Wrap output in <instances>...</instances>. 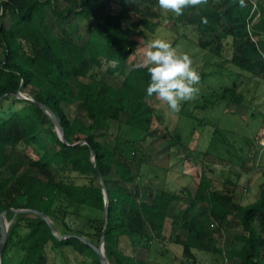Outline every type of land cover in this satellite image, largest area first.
Wrapping results in <instances>:
<instances>
[{"label":"trees","instance_id":"trees-1","mask_svg":"<svg viewBox=\"0 0 264 264\" xmlns=\"http://www.w3.org/2000/svg\"><path fill=\"white\" fill-rule=\"evenodd\" d=\"M245 5L241 8L239 0H208L193 15L196 8L185 9L178 19L209 35L211 40L200 46L215 55H222L224 41L231 38L236 51L231 62L247 74L264 78V40L253 39L264 35V5L255 0H245ZM201 17L207 18V24ZM75 18L92 24V29H86L87 38L77 39L58 29L62 23L76 28ZM139 28L140 22L124 26L123 16L111 13L104 0H79L77 9L62 7L60 0L0 1V46L5 50L0 59V170L6 167L13 171L0 180V217L12 208L38 210L48 215L56 229L54 232L41 214L8 211L6 215L12 222L1 264H50V244L72 248L88 264H102L98 252L81 237L99 245L105 226L104 248L111 264H145L119 249L120 238L139 235L164 239L168 225L177 228L180 218L187 233L185 237L177 235L176 242L183 245L187 258L193 257L192 249L196 248L227 258L238 257L240 264H264V184L260 201L243 208L242 221L248 231L238 236L243 247L227 250L215 245L209 225L211 218L218 224L217 231L228 225L229 214L237 208L234 182L228 181L224 189H218L213 186L214 179L202 173L195 194L188 192L192 209L179 214L177 202L181 196L174 191L163 189L152 195L153 202L143 201L141 185L122 153L99 139L103 133L100 131L111 121L128 125L142 137L157 132L152 126L156 110L148 101L150 74L146 68L133 64L119 87L99 78L82 80L102 68L104 61L115 63L107 68L108 72H124L128 58L136 51ZM29 87L34 88V100L16 95ZM37 102L56 115L64 141L54 120ZM65 105L84 111L89 122L80 116L70 119ZM45 136L56 147H50ZM161 136L170 145L182 143V136L169 130ZM21 145L33 146L39 157L30 160L17 175L22 160H13L12 156ZM54 167L87 175L90 181L79 184L67 180L56 174ZM33 170L36 173L31 174ZM104 187L109 196L108 222ZM59 200L103 212L95 239L70 232L67 225L69 230L65 231L56 222L54 208ZM255 222L261 233L254 227Z\"/></svg>","mask_w":264,"mask_h":264},{"label":"rangeland","instance_id":"rangeland-1","mask_svg":"<svg viewBox=\"0 0 264 264\" xmlns=\"http://www.w3.org/2000/svg\"><path fill=\"white\" fill-rule=\"evenodd\" d=\"M104 1L111 13L123 16L124 26L140 22V30L136 35L138 45L135 53L128 58L124 72H108L107 68L115 66V63L104 61L102 68H96L82 80L89 82L99 78L110 85L121 86L131 66L143 59L145 46L155 38L165 39L180 52L189 54L199 75H206L200 77L197 98L183 102L179 111H173L155 95L148 96L149 103L156 110L152 126L157 132L142 137L128 125L117 121H111L107 128L100 131L103 133L99 139L108 146H116L122 153V159L132 168L136 181L141 185V199L151 203L155 192L163 189L174 191L181 196L177 202V212L182 214L192 209L188 202V192L195 194L202 173L214 179V187L224 189L226 182L237 180V168L243 165L246 156V165L249 167L256 157L255 151H264L261 143L264 137V78L262 75L247 74L231 62L236 52L231 38L224 41L221 56L213 54L208 48L200 46L202 42L211 40L209 35L200 33L195 25L183 24L173 13L164 12L158 0H124V3L120 0ZM255 1L264 5V0ZM60 4L62 7L71 5L77 9L79 0H60ZM201 7H197L192 15ZM259 16L260 13L255 21ZM74 21L76 28L62 23L58 29L65 30L77 39L87 38L86 29H92V24L78 18ZM253 39L264 40V35L253 36ZM4 56L5 50L0 46V59ZM33 92L34 88L29 87L23 96L33 99ZM65 111L70 119L80 116L89 122L87 114L73 105H65ZM168 130L182 136L180 145H170L161 136ZM45 139L50 147H56L47 136ZM38 157L33 146L21 145L16 149L12 159L22 160L17 175L28 167L30 160ZM53 171L79 184L90 181L89 176L70 169L54 167ZM12 173L10 168L1 169L0 180L8 178ZM34 173L35 170L31 172ZM112 177L116 178L117 174L112 172ZM54 211L56 222L65 231L69 230L65 225L70 227V232H79L89 237L100 231L103 212L99 209L84 205L71 206L66 200H59ZM231 217L234 221L235 217ZM11 222L12 219L5 214L4 223L10 226ZM178 224L177 228L168 225L164 239L122 236L119 249L145 261V264H180L183 260L188 264H240V261L227 259L222 254L196 248L192 249L193 257L187 258L183 245L176 242L177 235L185 237L187 233L182 226L183 219L180 218ZM209 227L214 233L216 246H234L233 238L239 232L238 228L229 230L228 224L217 231L218 224L213 218L210 219ZM47 255L50 264H88L69 247L61 249L50 244Z\"/></svg>","mask_w":264,"mask_h":264},{"label":"clouds","instance_id":"clouds-1","mask_svg":"<svg viewBox=\"0 0 264 264\" xmlns=\"http://www.w3.org/2000/svg\"><path fill=\"white\" fill-rule=\"evenodd\" d=\"M158 4L164 12L179 17L185 9L207 5L208 0H158ZM239 6L245 7V0H239ZM201 20L205 24L208 22L206 17H201ZM135 67L146 68L150 74L147 95H155L173 111H179L183 102L194 100L199 95L200 75L191 56L180 52L165 39L151 40L145 46L143 59Z\"/></svg>","mask_w":264,"mask_h":264},{"label":"crops","instance_id":"crops-1","mask_svg":"<svg viewBox=\"0 0 264 264\" xmlns=\"http://www.w3.org/2000/svg\"><path fill=\"white\" fill-rule=\"evenodd\" d=\"M255 154L256 157H254V160L251 162V166L249 167L246 165V163H248V156L245 157L243 165L237 168V180L231 181L237 186V190L235 192L237 208L229 214L228 224L230 226L229 230L233 231L235 228H238L239 232H236L233 238L234 246L232 245L231 247L224 248L227 250H239L243 247L244 242L238 238L240 235L248 234V231L245 229L242 221L243 208L255 204L261 199L262 185L264 184V151L258 152L256 150ZM231 216L235 217L234 221H232L233 219ZM254 227L259 231V233H261V228L257 222L254 223ZM261 234L264 236V233ZM227 259L240 261L238 257Z\"/></svg>","mask_w":264,"mask_h":264},{"label":"water","instance_id":"water-1","mask_svg":"<svg viewBox=\"0 0 264 264\" xmlns=\"http://www.w3.org/2000/svg\"><path fill=\"white\" fill-rule=\"evenodd\" d=\"M16 95L18 97H21V98H28L26 96H23V93L21 92H18L16 93ZM34 100V99H32ZM37 104L42 107L44 110L47 111V113L51 116V118L54 120L55 124H56V127H57V130H58V134L60 136V138L64 141L65 140V137H64V132H63V129L62 127L60 126L57 118H56V115L52 112V110L50 108H48L46 105L40 103V102H37ZM97 171V174L99 176V178L101 179V183L104 185V180L102 178V176L100 175L99 171ZM104 195H105V201H106V207H107V221L108 222V201H109V196H108V191L107 189L104 187ZM11 210H14V211H18V212H35V213H38V214H41L43 216V218L51 225L52 229L54 232H56V229L55 227L53 226V223L52 221L50 220V218L48 217V215H46L45 213L41 212V211H38V210H33V209H28V208H25V209H10V210H7L5 211L1 217H0V226L2 227V239L0 241V264L2 263V254H3V250H4V247H5V244H6V240H7V235H8V229H9V223H4V216L5 214L8 212V211H11ZM105 233H106V226H105V229H104V232H103V235H102V240L100 242L99 245H95V244H92L90 241H88L86 238L84 237H81V239H83L84 241H86L87 243L91 244L92 247L98 252L99 256H100V260L102 262V264H111L110 261L108 260L107 256H106V253H105V248H104V239H105Z\"/></svg>","mask_w":264,"mask_h":264},{"label":"built area","instance_id":"built-area-1","mask_svg":"<svg viewBox=\"0 0 264 264\" xmlns=\"http://www.w3.org/2000/svg\"><path fill=\"white\" fill-rule=\"evenodd\" d=\"M261 143H262V145H263V147H264V138L261 140Z\"/></svg>","mask_w":264,"mask_h":264}]
</instances>
